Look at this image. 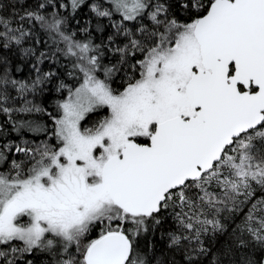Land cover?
<instances>
[{
	"label": "snow or ice",
	"instance_id": "1",
	"mask_svg": "<svg viewBox=\"0 0 264 264\" xmlns=\"http://www.w3.org/2000/svg\"><path fill=\"white\" fill-rule=\"evenodd\" d=\"M0 264H264V0H0Z\"/></svg>",
	"mask_w": 264,
	"mask_h": 264
}]
</instances>
